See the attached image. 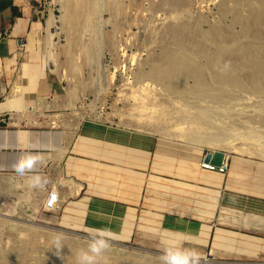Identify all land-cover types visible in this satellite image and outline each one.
<instances>
[{
  "label": "crops",
  "instance_id": "0c3cea01",
  "mask_svg": "<svg viewBox=\"0 0 264 264\" xmlns=\"http://www.w3.org/2000/svg\"><path fill=\"white\" fill-rule=\"evenodd\" d=\"M45 6L46 0H0V174H13L15 180L20 176L11 165L21 153L55 154L63 145L64 136L58 146L51 139L53 149L51 143L44 149L42 142L36 148L31 131L17 127L62 122L57 115H45L50 108L60 109L63 88L47 78L43 57L34 49L43 33ZM30 42L29 52L34 57L27 59ZM34 58L42 61L36 64ZM22 90L28 97L29 114L16 108L3 110ZM117 130H123L122 135L114 134ZM205 154L126 128L83 122L61 161L62 170L50 158L39 168V174L48 180L45 203L51 193L50 178L58 181L65 176L76 181L81 177L80 193L87 197L70 207L86 209L88 228L119 229L131 239L135 211L147 209L150 212L146 211L139 228L161 232L167 243L192 242L203 248L209 244L212 251L228 249L248 257L264 252V236L256 229L262 228L259 224L264 221V162L230 157L227 175H220L202 167ZM154 216L163 217L165 223L153 220ZM218 219L231 223L230 227H223ZM228 238L236 241L231 245L234 250L215 245Z\"/></svg>",
  "mask_w": 264,
  "mask_h": 264
},
{
  "label": "rangeland",
  "instance_id": "374dc122",
  "mask_svg": "<svg viewBox=\"0 0 264 264\" xmlns=\"http://www.w3.org/2000/svg\"><path fill=\"white\" fill-rule=\"evenodd\" d=\"M220 1L190 0V4L185 10L172 11L158 8L157 5L160 0H125L127 21L123 27L117 28L114 13L106 12L103 9L106 2H109L108 4L111 5L114 2L112 0H99L97 2L99 14L96 17L97 25L95 24L97 28L94 25V30L86 29V31H83V44L92 50V52L97 47L101 50L104 49V56L100 58L98 56L99 52H97V61V58L95 60L93 58L92 61L85 62L84 56L78 52L77 58L81 66L78 78L82 84L78 86L73 96L70 94L73 86L72 81L67 77L60 79L59 75L50 73V70L56 71V67L49 61L44 43L46 36H48L46 29L51 13L55 19V26L51 29V34L54 35L52 42L62 47L67 44V41L61 25L58 23L63 16L62 6L59 4L60 1L46 0L45 7L47 12L43 21V33L37 38L34 49L35 53H40V57H43L42 60H44L47 69V78L50 77L49 79L60 83L63 88L58 103L60 109L55 111L53 108H50L49 111H46L45 115H57V118L62 122L60 125H58V122L55 125H43V123L38 122L31 125L22 123L17 127L25 130L23 132L31 131L29 133L32 135V141L35 143L36 148H39V143L42 142L44 149L50 148L51 139L58 146L64 134L72 131L69 126L73 125L77 120L80 123L95 122L102 125L126 128L133 132L152 135L161 140L173 141L200 152L215 151L206 146L191 144L187 141L174 139V137L167 133L164 134L163 129L175 130L177 128L178 130L176 131L179 132V130H183L181 129L183 128L181 125L187 124L186 121L182 122L178 119L183 114L180 113L181 105L176 102L179 100L172 99L173 97L163 91L159 93L144 88L146 85H150L153 89H161V87L152 81H140L138 77L140 74L142 75L150 71L149 62L153 57L160 58L163 55V48L169 42V39L162 33L166 27L173 24H187L192 28L199 27L202 31L208 32L217 24H222L225 28H229L228 30L231 32H240V25H233L232 15L230 13L224 15V12L221 11ZM232 3L228 2L227 4L231 6ZM174 18L179 21H175ZM133 19L135 21L131 22ZM191 41L194 44H198L196 39ZM262 44L264 45V40ZM30 45L31 42L27 47V59L34 57L29 52ZM26 57L25 61H27ZM99 59H102V61L100 60L102 63L99 62L98 65ZM32 60L36 64H40V61H42L40 58ZM60 60L65 62L66 57L61 56ZM199 62L202 64L206 63L203 59L199 60ZM188 84L192 86L194 85V81L190 80ZM142 86L143 88L139 89ZM234 97L235 101L229 107L233 116L231 120H241L243 124L240 122L231 123L229 121L223 123L224 120L220 119H217L218 122L216 124H226L227 127L231 126L233 129H242L245 123V125L256 127L259 130V134L264 135V124L245 122L264 119V109L258 107L259 103L264 104V102H261L264 98H256L244 92H236ZM187 100H191V98H187ZM141 102H143L142 109L144 111L142 113L139 110L133 111L136 104L138 105ZM28 104L26 91L22 90L19 97L10 99L7 104H4L6 105L5 108L3 107L2 109L16 108L23 113L29 114ZM173 107L178 108V111L176 112ZM217 108H219V111L216 110ZM213 109L222 113L224 106L216 104ZM217 114L219 115V113ZM155 117L162 120L161 125L163 127L153 126ZM179 122L182 124H178ZM185 127L187 126L185 125ZM121 131L123 130H117L114 134L122 135ZM43 135H45V140H42ZM244 141H239V145L242 146ZM247 143L249 144L247 147L252 151L262 153V147L254 145L250 140ZM236 156L244 157L254 162H264L262 156L255 157L240 153H229V158ZM59 169L62 170V166ZM72 179L69 180V178L64 176L62 179L60 178L58 181L55 179L54 181V177L50 178L49 190H56L57 187L69 190V186H65L68 182L80 184V189L77 195L67 198L66 202L59 205L51 213H47L45 210V196L39 197L38 199L42 201L41 209L38 215H36L39 218L37 220L38 224H33V227L37 229L19 227L16 230H12L7 225L0 226V264H77L79 252L86 250L88 247L89 233L86 230L89 228L86 227L84 220L86 209L82 207H79V209L70 207L72 203L85 201V197H87L85 193H80L83 178L78 177L76 181ZM35 194V192L31 193L32 196ZM27 200L28 197L26 196L20 199L19 196L12 194L6 198L1 197L0 203L6 210L19 211L20 205H25V201ZM84 204L87 207L86 203ZM76 210L78 211L75 212ZM146 211L150 212L147 209L139 212L135 211L137 219L131 239L122 234L119 229L118 231L116 229L113 231L116 236V239L112 241L113 246L104 254L105 258L99 260L98 264H162L160 257L164 249L169 246L197 250L202 254L203 258H206L201 260V264H264V252H259L252 255V257H248L238 255L228 249L212 251L213 249L209 247V244L203 248L202 246L194 245L192 242H183L180 245L167 243L165 241L166 236L161 232L153 233L139 228L140 224L142 225L141 219L146 216ZM116 216L121 217L118 213ZM220 216H223V214L221 213ZM26 219L31 220L28 217ZM153 220L160 222V224L165 223L163 217L157 218L154 216ZM248 220L245 218L246 222ZM13 221L15 223L19 222L17 220ZM121 222L123 221L121 220ZM218 222L222 223L223 227H230L229 225H231L229 222H221L220 219H218ZM259 226L263 227L256 229L264 236V221ZM159 229H163L162 225H160ZM58 236L61 238L63 244L59 255L55 247V240ZM228 239L229 241L227 242L219 244L216 242L215 245L226 246L234 250L235 248L231 247V245H234L236 241L231 238Z\"/></svg>",
  "mask_w": 264,
  "mask_h": 264
},
{
  "label": "bare ground",
  "instance_id": "6f19581e",
  "mask_svg": "<svg viewBox=\"0 0 264 264\" xmlns=\"http://www.w3.org/2000/svg\"><path fill=\"white\" fill-rule=\"evenodd\" d=\"M59 1L63 16L58 23L61 25L63 34L66 35L67 44L61 47L52 42L54 35L51 34V29L55 26L52 13L46 29L48 36H46L44 44L49 61L56 67V71L50 70V73L59 75L60 79L62 77L69 78L73 84L70 94L74 96L75 90L82 84L78 78L81 71L78 54L81 53L84 56L85 62L92 61L93 58L95 60L97 52H99L100 58L104 56V49L101 50L97 47L98 49L95 48L92 52L83 44V31L94 30V25H97L96 17L99 14L97 2L99 0ZM112 1L113 5L106 2L103 9L106 12L114 13L115 25L117 28H121L127 21L125 0ZM228 2L233 3L229 6ZM189 4L190 0H160L157 7L162 10L179 11L185 10ZM243 5L245 6L243 7ZM220 9L224 15L229 13L232 15L233 25H240V32H231L222 24H217L208 32L202 31L199 27L192 28L187 24H173L166 27L162 33L169 39V42L163 48V55L160 58L153 57L149 62L150 71L140 74L138 78L140 81H152L161 87L160 90L153 89L150 85H146L144 88L159 93L163 91L173 97L172 99L179 100L176 102L181 105L180 113L183 114L178 119L182 122L186 121L187 124H184L187 127L182 126V123L179 122L178 124L183 127L181 128L183 130L177 132V128L175 130L163 129L164 134L167 133L174 139L223 152L226 154V162H228L229 153L262 156L264 159V135L259 134L256 127L244 123L242 129H233L231 126L227 127L226 124H216L217 119L224 120L223 123L229 121L243 124L241 120H231L233 116L229 107L235 101L236 92L264 98V45L262 44L264 40V0H221ZM134 21L133 19L131 22ZM175 21L179 20L175 19ZM194 39L198 44L191 41ZM61 56L66 57L65 62L60 60ZM201 59L206 63H200ZM100 60L102 61V59H99L98 65L99 62L102 63ZM226 64L229 65L227 69L224 68ZM190 80L194 81V85L189 86ZM141 88L143 86L139 89ZM187 98H191V100H187ZM261 102H264V99ZM142 104L143 102L136 104L133 111L139 110L142 113L144 111ZM216 104L224 106L222 113L216 111L220 107L216 110L213 109ZM259 104L258 107L264 109V104ZM173 108L176 112L178 111V108ZM172 119L174 118L172 117ZM154 121L153 126L163 127L162 120L155 117ZM245 122L264 124V119ZM81 124L76 120L73 125L69 126L72 131L64 134L63 145L55 154L41 153L44 158L53 159L57 169L61 167V161ZM244 140H250L254 145L262 147V153L252 151L247 147L249 145L247 141ZM239 141H244L242 146L239 145ZM53 148L52 142L51 149ZM27 179V176H20L15 180L13 174H0V198L9 197L12 194L19 196L20 199L24 196L28 197V200L25 201L26 204L20 205L19 211L6 210L0 203V226L7 225L12 230L19 227L37 229L33 227V224H38L39 218L36 215L41 209L42 200L38 198L47 195V193L44 190L30 188ZM65 186H69L68 189H70L57 187L55 190L59 192V205L66 202L70 196L77 195L80 188L74 182H68ZM32 192L36 194L32 196ZM13 220L20 223H15Z\"/></svg>",
  "mask_w": 264,
  "mask_h": 264
},
{
  "label": "clouds",
  "instance_id": "9594fccd",
  "mask_svg": "<svg viewBox=\"0 0 264 264\" xmlns=\"http://www.w3.org/2000/svg\"><path fill=\"white\" fill-rule=\"evenodd\" d=\"M225 69L229 65L224 66ZM46 163L45 158L40 153L21 154L11 165V169L19 176H27V183L30 188L44 190L48 180L39 174V168ZM89 243L86 250H81L78 254L77 264H98L100 259H104V254L113 246L112 241L116 239L115 234L109 228H89ZM57 254L63 248L62 240L58 236L55 240ZM162 264H201L202 254L195 249H186L179 246H169L163 251L160 257Z\"/></svg>",
  "mask_w": 264,
  "mask_h": 264
},
{
  "label": "built area",
  "instance_id": "2783aa9c",
  "mask_svg": "<svg viewBox=\"0 0 264 264\" xmlns=\"http://www.w3.org/2000/svg\"><path fill=\"white\" fill-rule=\"evenodd\" d=\"M226 160V159H225ZM224 160L223 164L218 167L211 164H204L202 167L206 170L219 173L220 175H227L229 171V163ZM59 194L58 191L51 190L49 200L45 203V210L47 213L53 212L59 206Z\"/></svg>",
  "mask_w": 264,
  "mask_h": 264
},
{
  "label": "water",
  "instance_id": "95a60500",
  "mask_svg": "<svg viewBox=\"0 0 264 264\" xmlns=\"http://www.w3.org/2000/svg\"><path fill=\"white\" fill-rule=\"evenodd\" d=\"M42 140H45V135L42 136ZM225 158H226V154L223 152L207 151L205 154L204 162L205 164H211V165L220 167L223 164Z\"/></svg>",
  "mask_w": 264,
  "mask_h": 264
}]
</instances>
